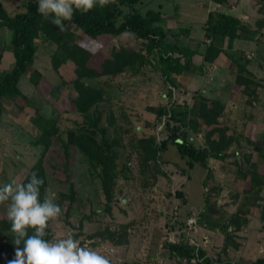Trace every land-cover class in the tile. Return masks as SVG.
I'll return each instance as SVG.
<instances>
[{
  "label": "rangeland",
  "instance_id": "374dc122",
  "mask_svg": "<svg viewBox=\"0 0 264 264\" xmlns=\"http://www.w3.org/2000/svg\"><path fill=\"white\" fill-rule=\"evenodd\" d=\"M0 1L4 6L21 2ZM196 3L197 0H141L130 7L117 5L115 22L118 26L132 13L142 16L147 12L157 13L163 20L165 42L186 45L189 41L177 17L178 11H185L201 22ZM259 11L264 30V8L260 7ZM196 25L195 36H198L201 23ZM242 33L249 34L246 30ZM10 36L11 32L0 24V75L13 62ZM204 39L200 42L206 46L209 43ZM97 44L101 54L95 53L98 56L92 63L95 68L119 47L130 48L137 61L117 75L83 78L84 85L99 90L102 100L88 113L80 115L71 108V101L77 97L73 83L76 65L66 59L54 42L38 35L33 64L18 83L19 94L2 99L0 184L20 183L42 156L45 147L42 136L47 131L44 122L50 119L55 139L65 141L70 132L85 131L110 150L115 163L114 177L107 188L111 194L105 197L99 178L101 167L90 165L83 153L76 151L72 156L71 181L77 195L69 203L61 196L66 191L58 160L62 150L53 147L48 152L45 197L53 198L61 214L49 221L45 239L71 234L82 246L103 255L109 264H179L168 251V244H173L169 241L168 223L176 216L179 222L176 228L182 230L186 219L198 213L199 230L194 238L200 249L209 255L221 253V260L229 264H253L264 258V104L257 105L261 101L259 97L263 99L264 95H259V88L255 84L246 88L244 84L228 95V99L239 103L243 110L229 112L239 118L233 127L218 119L219 124L227 128L226 136L231 138L222 147L223 159L208 157L204 166L189 167L171 141L162 146L168 135L164 114L172 110L186 113L185 125L179 127L178 134H184L185 141L196 150H206V128L187 126L198 113L203 98L199 91L223 99L222 92L230 91L229 79L234 75L233 68L229 73L225 71L226 65L231 62L235 68L238 62L241 66L238 72L242 73L244 62L251 59V55H237L235 59L222 56L220 66L223 67V63L225 66L217 72L211 65L200 64L203 59L198 57L181 60L187 78L199 79L200 86L180 90L174 98L164 82L156 49L148 51L143 41L131 33L101 36ZM245 48L256 49V43L246 44ZM242 74L245 79L249 78L246 72ZM208 77L214 82H208ZM220 77H225L224 81H219L223 80ZM185 93L189 96L185 97ZM246 104L247 109L243 107ZM230 120L233 124L234 120ZM170 124L179 126L177 122L170 121ZM217 138L218 135H214V139ZM250 178L258 179L261 186L249 185ZM248 186L250 192L245 193ZM6 204L0 203V219L6 217ZM208 231L214 232L210 242ZM174 238L177 242L174 244L184 242L181 236L175 234ZM226 245L230 247L228 252ZM13 258L7 235L0 234V264H8Z\"/></svg>",
  "mask_w": 264,
  "mask_h": 264
},
{
  "label": "trees",
  "instance_id": "16d2710c",
  "mask_svg": "<svg viewBox=\"0 0 264 264\" xmlns=\"http://www.w3.org/2000/svg\"><path fill=\"white\" fill-rule=\"evenodd\" d=\"M139 1L141 0H105L103 6H100L98 3L94 4L88 12L74 10L71 20L62 21V30L51 23L50 17L45 19L37 12V0H21L19 3L9 2L6 6L0 1V24L11 32L10 47L13 57L10 68L0 75V116L3 97L19 94L18 83L20 78L33 64L36 52L35 40L39 34L54 42L61 52L65 54L66 59L76 65V79L73 83L77 97L71 101V108L72 110H76L80 115L88 113L94 104L102 100L99 90L84 85L81 82L83 78L117 75L123 72L125 67L133 65L137 61L134 58L136 55L133 56L134 52L130 48L119 47L112 50L110 57L103 58V60L98 58V60H101L98 68L93 67L92 63L96 57L95 53L101 54L100 47L97 44L101 36L131 33L143 41L148 51L156 49L159 52L158 61L162 68L165 84L173 87L179 93L181 89L169 79V73L180 74V58L188 57L191 59L194 52L186 47L179 46L177 43L165 42V32L162 28L163 20L160 15L152 12H147L145 16L139 13H132L128 14L121 24L116 25L115 14L117 5L130 7ZM216 1L224 4L227 2V0ZM252 1L264 8V0ZM204 30L205 38L210 39V43L203 56V61L205 62H211L219 55L218 41L223 39H242L241 30L250 32L246 25L241 24L238 19L214 11L208 13ZM245 38L249 39L246 36ZM244 84L246 88L250 85L254 86V84L256 87H259L254 80L250 78L245 79L240 74L236 75L234 86L242 87ZM168 92H171L169 87ZM248 104H251V101ZM223 112L224 106L218 101L207 100L204 97L201 98L196 117L190 119V124L187 125L193 128H197L198 125L206 128L205 137L208 146L206 150L199 151L185 141L184 134H178L179 127H184L185 125L186 113H173L172 110H167L164 116H167L165 129L168 135L166 140L162 142V146L164 147L167 142L171 141L176 146L180 157L186 159L189 167H192L194 164L204 166L208 157L218 160L223 159L222 147L231 139L225 134L227 128L218 122ZM170 121L172 123L177 122L179 126L170 124ZM44 125L47 131L42 136L45 146L42 156L29 168L27 175L20 183L26 182L27 177L32 172H36L44 180V183L40 187V198L43 199L47 185L45 176L46 156L49 155L48 152L53 147H58L62 150L60 156L58 155V160L62 167L63 183L66 185V191L61 194L63 200H68L70 203L74 201L77 195L75 185L71 181L74 175L72 171V156L76 151L83 153L90 165L101 167L99 174L101 186L106 191L104 192L105 197H109L111 192L107 191V188L114 177L113 170L115 163V158L110 150L108 151V149L104 148V145H100L93 138L89 137L85 131L70 132L65 141L57 140L55 139L56 133L54 128H52L53 121L48 119L44 122ZM103 133L101 129V135ZM214 135H218V138L214 139ZM225 137H228L227 141ZM251 183L256 187L261 186V182L256 178H250L248 184L250 185ZM249 192L250 187L245 189V193ZM10 229V221L6 217H2L0 219V234L7 235L9 247L14 251L15 248L22 247L23 244L22 242L20 245L15 244V236ZM31 231V229H28L29 234H31ZM168 251L180 260L185 258L190 259L194 256V247L188 245V243L168 244ZM198 255L200 258L204 257L203 264H229L221 260V253L209 255L205 250L199 249ZM253 264H264V258L257 259Z\"/></svg>",
  "mask_w": 264,
  "mask_h": 264
},
{
  "label": "clouds",
  "instance_id": "9594fccd",
  "mask_svg": "<svg viewBox=\"0 0 264 264\" xmlns=\"http://www.w3.org/2000/svg\"><path fill=\"white\" fill-rule=\"evenodd\" d=\"M105 0H37V12L63 29L62 21L71 20L74 10L88 12L94 4ZM44 180L32 172L24 183L0 184V203L7 202L5 215L11 224L15 244L14 258L8 264H109L94 249L82 246L71 234L63 238L45 239L49 221L61 214L51 197L40 198ZM31 229V234L28 233Z\"/></svg>",
  "mask_w": 264,
  "mask_h": 264
},
{
  "label": "crops",
  "instance_id": "0c3cea01",
  "mask_svg": "<svg viewBox=\"0 0 264 264\" xmlns=\"http://www.w3.org/2000/svg\"><path fill=\"white\" fill-rule=\"evenodd\" d=\"M195 6H197L196 13H197L199 20L201 19V22L195 21V16L191 17L185 11L179 10L178 16H177L179 18V21L182 22V25H183L182 27H185V29H186L184 34H185V36L188 37L187 41H189V43L192 42V45H190L191 43L190 44L188 43L186 45H182V44H178V42H177V44L179 46L186 47L189 50H192L194 52V55L192 56L191 59L188 57H186V58H188V60H195L196 57L203 59V56H204L205 51H206L209 44H207L205 46V44L200 42L201 41L200 39L205 38V30H204L205 29V22H206L207 15L209 12L214 11V12H220V13L230 15V16L238 19L241 24L246 25L247 29L250 31L249 34L243 35V33H242L243 30H241L240 33L242 35V39H234V40L223 39V40L218 41L217 47L220 50L219 55L213 60V62L211 61L212 63L209 61L205 62V61L201 60L202 63H200V64L204 63L206 65H211L212 67H214L213 70H215L217 72L218 69H220V68L223 69V67L225 66V63H223V67L220 66V64H222L221 63L222 56L226 57V55H229V59H232V58L235 59L236 58L235 56H237V55H245L247 57H250L248 55H251V59L244 62V65H243V68L245 70L244 72H247V74H248L247 77L254 80L255 82H257L260 85L258 87L259 88V95L260 94H261L260 96L264 95V39L263 40L261 39L262 35L264 37V30L261 27L262 24H260V22L262 20V16L260 15L261 12L259 11V8L261 7V5L258 3H255L252 0H235V1L227 0V2L225 4L217 2L216 0H197V3L195 4ZM195 23L196 24L201 23V29H200V31L197 32L198 36H195L196 35V26H197ZM251 32H253V33H251ZM250 33H251V35H250ZM245 36L248 37L249 39L245 38ZM204 41H208V43H210V39L205 38ZM251 42L256 43V49L261 50V52L259 51L260 54L257 52L258 50L254 49V48L253 49L252 48H250V49L245 48L246 44H249V43L251 44ZM194 48L197 50L194 51ZM258 54L261 56L259 57ZM184 59L185 58H180V60H184ZM182 64L183 63L181 62L180 74H175V73L171 72V73H169V79H171L177 85V87H179L181 90H189V89L194 88L195 86L199 87L200 84L197 82V80H199V79L191 80L190 78H187L186 72H185V70H183L184 65H182ZM232 68H233V72H234L233 79L231 77H229L231 79L228 78L230 81V85H231L230 91L228 90L225 94L222 92L223 99L218 98V97L213 98L211 96H208L207 94H205L206 91L204 92V90L199 91V93L201 96L205 97L207 100L218 101L220 104H222L224 106V112L226 113V115H224V112H223V115L225 117L222 115V117L219 118V122L224 120L225 125H230L233 127L235 122L239 121V118L235 115L234 116L231 115V113H229V112H234L237 110L239 112L240 110H243V109L241 108V105H239V103H236L234 101L229 100L228 95L232 91H234V88H236L234 86L236 75H239V73H240V75H243L242 73H244V72H242V73L238 72L239 70H241V66L238 65V62H236L235 68L231 66V62L229 64H227L225 71L227 73H229V71H232ZM223 75H224V73H223ZM219 79H223V80H219V81H224L225 77H220ZM207 81L211 82V83L214 82L213 78H211V77H208ZM168 87H170V86H168ZM219 93L220 92H218L217 95H219ZM224 97H226V99ZM259 99H261V101L257 102V105L264 104V98L262 99L261 97H259ZM249 100H251V99L249 98ZM244 102H246L248 104L249 101H244ZM228 103H230V105ZM251 103L255 104L254 101ZM247 104L243 105V107L245 109L249 108ZM228 107L232 108L233 111H230L228 109ZM230 119L234 120L233 124H232ZM231 144H234V143L232 142ZM208 232H209L208 233V238H209L208 242H210L212 240L210 237L214 235V232L213 231H208ZM206 248L207 247H205V249ZM229 248H230L229 245H226V252H228Z\"/></svg>",
  "mask_w": 264,
  "mask_h": 264
},
{
  "label": "built area",
  "instance_id": "2783aa9c",
  "mask_svg": "<svg viewBox=\"0 0 264 264\" xmlns=\"http://www.w3.org/2000/svg\"><path fill=\"white\" fill-rule=\"evenodd\" d=\"M170 91H171V94L173 95V97L175 98V96L177 95V91L172 88V87H169ZM185 97L186 96H189L188 93H185L184 95ZM198 213H192L185 221L184 223V229L182 230H177V226H178V220L175 217H173L170 222L168 223V228L169 230L167 231L168 232V235H169V241L170 243H177L175 242L176 239L174 238V235H178V237H182L183 238V241L185 243H188V245H191L194 247V256L191 257L190 259H182L180 260L178 257L177 260L182 262L183 264H200L204 261V257H199L198 255V250L200 249L199 247V243L197 241H195V235L197 234V231L199 230V222H198ZM195 234V235H194ZM183 242V243H184Z\"/></svg>",
  "mask_w": 264,
  "mask_h": 264
}]
</instances>
